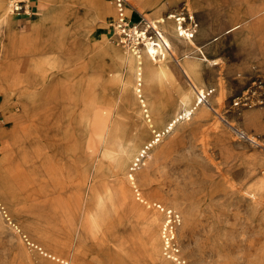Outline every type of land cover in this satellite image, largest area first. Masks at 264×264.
I'll return each mask as SVG.
<instances>
[{"label":"rangeland","instance_id":"1","mask_svg":"<svg viewBox=\"0 0 264 264\" xmlns=\"http://www.w3.org/2000/svg\"><path fill=\"white\" fill-rule=\"evenodd\" d=\"M236 3L242 31L207 50L219 61L188 77L173 61L171 92L154 102L167 117L166 98L177 97L188 113L134 147L123 136L141 118L125 117L128 132L117 127L105 158L99 115L113 111L121 81L110 62L130 41L117 21L157 44L150 18L172 14L187 32L189 15L207 11L216 27L213 3L35 0L14 17L0 0V264H264V0ZM2 12L20 39L7 35ZM208 32L194 42L207 45Z\"/></svg>","mask_w":264,"mask_h":264},{"label":"bare ground","instance_id":"2","mask_svg":"<svg viewBox=\"0 0 264 264\" xmlns=\"http://www.w3.org/2000/svg\"><path fill=\"white\" fill-rule=\"evenodd\" d=\"M210 1L213 3L212 8L217 10L218 17L221 19L218 21V25L216 27H213L211 20L208 19L209 16L206 14L207 11L203 12L204 15H199V13L189 15L195 23L194 32L199 30L203 33L205 31L208 32L209 29H213L215 31L211 36L212 40L207 45L193 49L192 47H188L187 50H184L179 55L176 54V51L172 52L168 47L172 48L175 46L173 38L177 31L174 24L167 23V20L171 19L172 22L174 20V17L171 14L170 18L166 21L163 19L157 20L155 17L152 18L153 25H151L155 28L153 30L157 35L156 45L158 47L154 44H147L146 35H142V37L138 40L132 38L128 43H126L122 53L114 56L110 62V66L114 71L113 77L117 81H121L118 83V100L115 103L113 111L99 115V127L102 128L100 135L101 155L103 157L106 158L109 154L111 139L114 136L117 127L122 124L123 133L128 132V130H126L127 122L124 123L125 125H123L122 122L125 120V117L128 118L129 115L132 117H134V115H140L139 117L141 118V124H135L134 131H130V133L124 134L123 136V140L128 142L127 145L131 147H134L139 141H147V138H144L143 136L144 132L152 133L154 131L166 130L171 127V123H168L169 125H167V127L164 123H161L163 112L159 111V109L157 110L153 102V83L155 81L153 58L158 52H160V50H166L167 52L170 50V53L175 56L176 62L183 61L184 64H186L187 69V72L185 70L184 72L188 76V72L191 69H194L197 65L199 67V64L203 67L204 62L209 64L217 63L219 61V56L217 58H210L207 55V50L210 48H219L223 44L224 36H226L227 33L232 32L233 34H239L242 31L241 16L239 15V9L236 3L238 0ZM228 4L231 5L227 6ZM137 14L138 17L141 16L139 11ZM250 16L251 15H248V18H250ZM1 17L2 20H5L7 17L6 13L2 12ZM263 19L264 18H262V20ZM243 23L246 25L249 24L246 18ZM218 85L219 88L224 85L221 77L218 78ZM216 94L217 100L220 101L221 95H223L221 94V90H218ZM129 96L133 98L132 101L128 98ZM196 98L199 102L200 99H198V97ZM120 102H123L127 107L126 114L121 113L119 106ZM171 104V116H175L178 114V110L181 105L176 104V106H174V103ZM181 113H188L187 108L185 107ZM244 117L247 120L258 123L256 115L252 112L245 113ZM246 137H248L251 141H255V139H253L254 137L251 135ZM121 164L123 165V163L117 162L116 166L119 167ZM261 173H264V170H261ZM258 179L261 184H264V178L258 177ZM97 204H95V210L100 203L97 202ZM89 221H91V219Z\"/></svg>","mask_w":264,"mask_h":264},{"label":"crops","instance_id":"3","mask_svg":"<svg viewBox=\"0 0 264 264\" xmlns=\"http://www.w3.org/2000/svg\"><path fill=\"white\" fill-rule=\"evenodd\" d=\"M107 8H108V5L107 4H102L103 11H106ZM118 13L119 14L120 13H125L128 17L133 16L132 13H131V11H129V9L126 8V7L123 8V6L118 7ZM36 17H37V15H33L31 17V20H35ZM164 18H166V17H164ZM168 19H169V17H168ZM150 20H152V19L150 18ZM175 20L176 19H174L173 22L171 21V19L170 20H167V23L174 24L175 29L177 31V33L174 35V38H173V40L175 41V46H173L172 48L171 47H168V48L172 52H175L176 51V54L177 55H179L184 50H187L188 47H192V49L193 48H199L200 45L196 44L194 42V40H193V37L195 35V32H194V27H193V21H192V19L190 18V20H188L189 23H190V25H191V28L189 30H187V32H182L181 31V28H178V26H177L179 24V22L177 20L176 21ZM180 22L183 23L182 20ZM4 25H5L6 28H8L7 29L8 30L7 35H9L12 40H13V38L15 39V37L17 35H19V39H20V35L22 34L21 33L22 30H19L14 25V23H10L7 18L4 21ZM146 43L147 44H154V45H156V43H154V42L151 43V41H148L147 39H146ZM19 46L21 48H23V45L22 44H19ZM170 50H169V52H167L166 50H160L161 57L164 58L166 56L165 54H167V56H168V60H166L165 62L160 61V59H162V58H158L157 57L158 54L156 56H154V58H153V66H154V74H155V76H154L155 77V81L153 83V86H154L153 87L154 88L153 89V96H154L153 102L158 101L159 98H162V97H164L165 95H168L171 92V91L169 92V86H168V83L169 82H168V78L170 77V75H173V73L177 70V68L173 64V61H175V56H173L170 53ZM203 52H204V50H203ZM161 83H163L164 86L166 87L164 90L161 88L162 87L161 86L162 85ZM193 88H194L193 90H195V92H197V96L196 97H198V99H200L199 102H203V98H205V97L203 96L202 92H200L195 87L194 84H193ZM128 98L130 99V101L133 100V98H131L130 96ZM171 101L174 103V106H176V104H180L181 105L180 106V109L178 110V114L180 113V111L182 112V110L185 108L184 100L183 99L180 100L177 97H176V99H174L173 97L166 98V103H168V105H170L171 108H172V104H171L172 102ZM203 104L205 105V103H203ZM7 114L10 115L9 113H7ZM178 114L175 115V116H171V114L168 115L167 117L162 116L161 123H164L165 126L169 125L168 123H171V127L172 126L174 127L175 123L178 121ZM169 129H170V127L167 128L166 131H169Z\"/></svg>","mask_w":264,"mask_h":264},{"label":"built area","instance_id":"4","mask_svg":"<svg viewBox=\"0 0 264 264\" xmlns=\"http://www.w3.org/2000/svg\"><path fill=\"white\" fill-rule=\"evenodd\" d=\"M120 3H124L125 0H118ZM35 0H5V9L6 13L9 15H12L14 17H24L30 15L32 9H33V4ZM117 27L120 30V33L126 40H131L132 37L134 36L133 32V27L134 26H129V22L125 20H118L117 21ZM136 37H139V35H136ZM2 121V118L0 117V122ZM0 211H4L3 206L0 203ZM4 213H1V215H4ZM171 218L172 213L170 212ZM173 220V219H172Z\"/></svg>","mask_w":264,"mask_h":264}]
</instances>
